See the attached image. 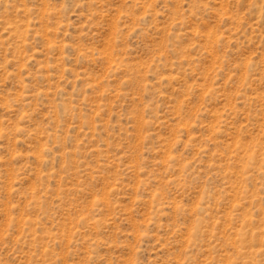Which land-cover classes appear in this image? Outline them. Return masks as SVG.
I'll list each match as a JSON object with an SVG mask.
<instances>
[{"label": "rangeland", "instance_id": "rangeland-1", "mask_svg": "<svg viewBox=\"0 0 264 264\" xmlns=\"http://www.w3.org/2000/svg\"><path fill=\"white\" fill-rule=\"evenodd\" d=\"M0 264H264V0H0Z\"/></svg>", "mask_w": 264, "mask_h": 264}]
</instances>
